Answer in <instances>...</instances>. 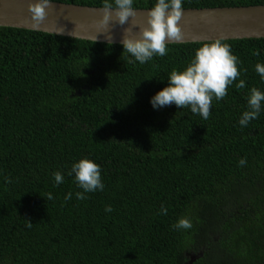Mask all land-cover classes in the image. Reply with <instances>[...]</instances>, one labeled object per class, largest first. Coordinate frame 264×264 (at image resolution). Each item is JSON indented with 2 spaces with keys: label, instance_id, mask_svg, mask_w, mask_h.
I'll return each instance as SVG.
<instances>
[{
  "label": "trees",
  "instance_id": "trees-1",
  "mask_svg": "<svg viewBox=\"0 0 264 264\" xmlns=\"http://www.w3.org/2000/svg\"><path fill=\"white\" fill-rule=\"evenodd\" d=\"M250 5L264 0H182ZM222 42L241 74L204 120L150 101L207 42L167 44L141 64L122 45L0 27V264H264V102L239 124L250 90L264 93V38ZM85 158L104 188L81 200L69 172ZM181 218L192 227L174 228Z\"/></svg>",
  "mask_w": 264,
  "mask_h": 264
},
{
  "label": "clouds",
  "instance_id": "clouds-1",
  "mask_svg": "<svg viewBox=\"0 0 264 264\" xmlns=\"http://www.w3.org/2000/svg\"><path fill=\"white\" fill-rule=\"evenodd\" d=\"M51 4V0H36L35 3H29L28 11L31 14L33 29H40V25L48 16L46 9ZM100 11L103 15L96 25L98 31L103 30L100 33H108V25L113 21L120 26L125 25L129 18H135L137 12L133 7V0H114V4L105 0ZM182 15V0H157V3L147 12V27L140 28L137 37L133 38L129 35L132 27L136 25L124 30L125 34L121 41L124 52L131 54L141 64L152 59L154 55L165 56L168 50L167 42L179 41L183 37L179 26ZM72 33L70 35L73 36ZM106 39L111 41V35H107ZM94 40L96 42V37ZM253 54L259 55V51ZM238 62V57L232 54L231 46L222 42V39L204 43L196 51L194 59L185 70H173L170 73L169 86L159 91L150 102L154 109L172 104L180 109L190 106L192 113L199 114L207 120L210 116L213 97L217 101L222 100L227 95L228 86L240 76ZM255 70L261 79H264V64H257ZM236 87L244 88L245 82L241 80ZM262 102H264V93L253 87L248 98L249 110L245 111L239 120L242 127H246L251 120L258 117ZM239 164L244 166L246 160L241 159ZM73 173L78 186L83 189V192L76 193L77 199H86L84 193L103 190L101 169L91 160L85 158L73 164L69 175ZM54 179L57 184H60L63 183L64 178L57 171L54 173ZM6 182L11 181L6 180ZM71 195L69 193L65 199H70ZM48 199H52L51 194L48 195ZM105 211L111 212L112 208L109 206ZM161 211L167 214V209L162 208ZM26 221L27 227H31L32 223ZM173 227L190 229L192 223L187 218H181Z\"/></svg>",
  "mask_w": 264,
  "mask_h": 264
},
{
  "label": "water",
  "instance_id": "water-1",
  "mask_svg": "<svg viewBox=\"0 0 264 264\" xmlns=\"http://www.w3.org/2000/svg\"><path fill=\"white\" fill-rule=\"evenodd\" d=\"M35 2L36 0H0V27L37 31L92 42H95L96 37V42L99 43L122 45L124 30L136 25L132 27L129 35L137 37L140 28L147 27V12L151 10L134 8L137 11L135 18H129L128 23L123 26L114 21L110 22L109 32L100 33L103 30L98 31L96 25L102 18L103 14L100 11L102 7L51 1V6L46 9L48 16L40 25V29L36 30L31 27V14L28 11L29 3ZM179 26L183 33L182 39L169 41L167 44L203 43L216 39L222 41L260 39L264 38V5L183 8ZM107 35H111V41L106 39Z\"/></svg>",
  "mask_w": 264,
  "mask_h": 264
}]
</instances>
